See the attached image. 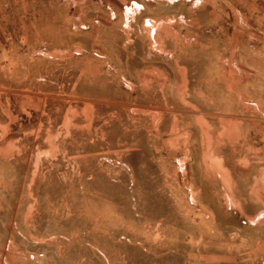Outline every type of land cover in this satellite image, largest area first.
I'll return each mask as SVG.
<instances>
[{"label":"rangeland","instance_id":"1","mask_svg":"<svg viewBox=\"0 0 264 264\" xmlns=\"http://www.w3.org/2000/svg\"><path fill=\"white\" fill-rule=\"evenodd\" d=\"M198 1L0 0V264H264V111L200 98L264 4Z\"/></svg>","mask_w":264,"mask_h":264},{"label":"crops","instance_id":"2","mask_svg":"<svg viewBox=\"0 0 264 264\" xmlns=\"http://www.w3.org/2000/svg\"><path fill=\"white\" fill-rule=\"evenodd\" d=\"M198 2L200 3L199 5L203 4V6L195 10L193 31L197 32L196 36L199 39H201L202 35H213L214 31L216 33L224 31L220 23L225 18V14L222 15L221 11L219 10V12L214 4H264V0H204V2L200 0ZM160 8L162 10L163 8L166 9L167 5L161 3ZM223 10L225 11V9ZM150 17L154 23H165V19H167L164 13L151 15ZM245 20L247 25L244 24L240 30H230L226 34L228 37L230 36V39L227 40L228 45L226 43L224 47L217 48L214 44H209L206 46L208 49L204 50V54L207 55L201 58L203 67L210 69L211 75L205 79L207 91L200 93V98L209 101L214 99L219 100L220 105H222L220 107H223L227 113H236L240 104H249L250 100L252 101L251 103H255V106L251 104L252 106L258 108L262 113L264 111V98L260 97L264 94V25L260 29V26L264 24V18L257 20L255 24H251L249 19ZM255 27L258 30H255ZM156 31L158 30L156 29ZM235 36L245 37L247 44L243 45V42L236 40L237 44L233 46V37ZM258 40L261 43L253 45L255 44L253 42H257ZM261 45H263V51ZM234 57H239V60H234ZM233 67L239 69L243 75L238 77L229 75L228 73L224 75L227 72L226 70ZM234 82L245 84L241 89L242 91L238 92L240 94L234 92L232 88L226 89L224 87L225 84H233ZM211 103L215 104L214 102Z\"/></svg>","mask_w":264,"mask_h":264}]
</instances>
